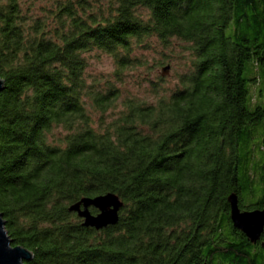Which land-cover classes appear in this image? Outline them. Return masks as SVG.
<instances>
[{
    "label": "trees",
    "instance_id": "1",
    "mask_svg": "<svg viewBox=\"0 0 264 264\" xmlns=\"http://www.w3.org/2000/svg\"><path fill=\"white\" fill-rule=\"evenodd\" d=\"M0 79V213L27 264H264L229 202L264 209V0H0ZM108 192L116 225L69 210Z\"/></svg>",
    "mask_w": 264,
    "mask_h": 264
},
{
    "label": "water",
    "instance_id": "2",
    "mask_svg": "<svg viewBox=\"0 0 264 264\" xmlns=\"http://www.w3.org/2000/svg\"><path fill=\"white\" fill-rule=\"evenodd\" d=\"M170 68L169 64L164 66L161 74L166 76ZM3 89L4 80L0 79V93ZM229 202L234 226L245 233L250 241L260 240L264 231V209L242 211L236 193L229 195ZM123 206L124 202L118 194L108 192L96 196H85L73 203L69 210L76 212L83 219L86 227L100 230L119 222ZM91 207L96 208L98 212L93 213ZM33 258L34 254L29 248L14 245L6 230V221L0 213V264H27Z\"/></svg>",
    "mask_w": 264,
    "mask_h": 264
},
{
    "label": "rangeland",
    "instance_id": "3",
    "mask_svg": "<svg viewBox=\"0 0 264 264\" xmlns=\"http://www.w3.org/2000/svg\"><path fill=\"white\" fill-rule=\"evenodd\" d=\"M174 47H175V56L172 59L167 60L165 65L159 66L158 68L156 67L153 72L154 75L157 73L161 74L164 66L168 64L171 65L169 73L165 76L168 79L167 81L170 83L171 86L176 83L178 75L181 74L186 68L180 58L182 57L181 52H179L181 46L175 44ZM185 55H188V53ZM114 69H115V65L112 57L103 54L100 57H96L92 59V63L89 68V71L92 73L93 76H98V77L103 76L104 78H107ZM131 77H129V83L127 84V86L131 90H133L136 95L143 96L144 93L140 92L141 89L134 87L136 84L134 83V78ZM147 98L150 99V97Z\"/></svg>",
    "mask_w": 264,
    "mask_h": 264
}]
</instances>
